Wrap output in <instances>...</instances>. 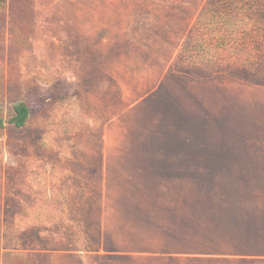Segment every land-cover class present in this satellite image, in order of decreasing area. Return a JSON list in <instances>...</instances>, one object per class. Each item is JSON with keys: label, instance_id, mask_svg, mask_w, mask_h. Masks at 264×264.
I'll list each match as a JSON object with an SVG mask.
<instances>
[{"label": "rangeland", "instance_id": "1", "mask_svg": "<svg viewBox=\"0 0 264 264\" xmlns=\"http://www.w3.org/2000/svg\"><path fill=\"white\" fill-rule=\"evenodd\" d=\"M0 96V264H264V0H5Z\"/></svg>", "mask_w": 264, "mask_h": 264}, {"label": "trees", "instance_id": "2", "mask_svg": "<svg viewBox=\"0 0 264 264\" xmlns=\"http://www.w3.org/2000/svg\"><path fill=\"white\" fill-rule=\"evenodd\" d=\"M5 0H0V5L4 4ZM261 17L259 12H257V18ZM239 47L243 46L241 45L242 41L239 40ZM1 98V96H0ZM29 117V108L24 102H16L11 107V112L5 118L3 114V109L1 107L0 103V130L4 128L5 125H10L14 128H22L25 126L27 120Z\"/></svg>", "mask_w": 264, "mask_h": 264}, {"label": "crops", "instance_id": "3", "mask_svg": "<svg viewBox=\"0 0 264 264\" xmlns=\"http://www.w3.org/2000/svg\"><path fill=\"white\" fill-rule=\"evenodd\" d=\"M253 222H254V224L257 226V223H256V222H258V220H256V221L254 220ZM258 223H259V222H258ZM263 224H264V221L262 222V226H263ZM261 229H262V228H261Z\"/></svg>", "mask_w": 264, "mask_h": 264}]
</instances>
